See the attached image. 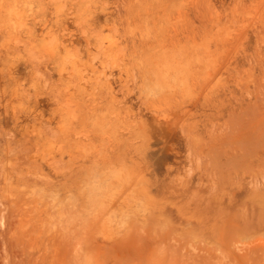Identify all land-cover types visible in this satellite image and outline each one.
<instances>
[{
	"label": "rangeland",
	"instance_id": "374dc122",
	"mask_svg": "<svg viewBox=\"0 0 264 264\" xmlns=\"http://www.w3.org/2000/svg\"><path fill=\"white\" fill-rule=\"evenodd\" d=\"M0 264H264V0H0Z\"/></svg>",
	"mask_w": 264,
	"mask_h": 264
},
{
	"label": "bare ground",
	"instance_id": "6f19581e",
	"mask_svg": "<svg viewBox=\"0 0 264 264\" xmlns=\"http://www.w3.org/2000/svg\"><path fill=\"white\" fill-rule=\"evenodd\" d=\"M59 13H60V11H59ZM123 18V17H122ZM128 23V22H127ZM3 31V30H2ZM5 33V32H4ZM7 33V32H6ZM65 33V32H64ZM101 48H102V50L104 49V46L103 45H101ZM49 62H50V60H49ZM39 66H40V64H39ZM64 69H61V70H59V71H63ZM84 82H88L87 80H84ZM58 97V96H57ZM58 101V100H57ZM76 104V103H75ZM77 105V104H76ZM77 108V107H76ZM75 110V109H74ZM77 114V113H76ZM74 115V114H73ZM77 116V115H76ZM78 118V117H77Z\"/></svg>",
	"mask_w": 264,
	"mask_h": 264
}]
</instances>
